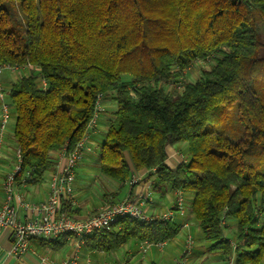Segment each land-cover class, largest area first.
<instances>
[{
	"label": "trees",
	"instance_id": "16d2710c",
	"mask_svg": "<svg viewBox=\"0 0 264 264\" xmlns=\"http://www.w3.org/2000/svg\"><path fill=\"white\" fill-rule=\"evenodd\" d=\"M264 0H0V65L30 67L4 89L20 170L38 182L51 154L68 155L89 131L98 97L116 109L99 149L100 173L181 192L210 253L233 264L264 257ZM212 61L183 82L196 61ZM28 67V68H29ZM123 77H128L124 80ZM180 84L181 90L171 89ZM169 88V89H168ZM237 104V143L205 127ZM184 161L168 165V147ZM60 211L72 215L68 202ZM236 228L235 243L225 236ZM180 220L119 218L83 238L89 251L130 241L161 244ZM70 234L44 239L54 250Z\"/></svg>",
	"mask_w": 264,
	"mask_h": 264
},
{
	"label": "crops",
	"instance_id": "0c3cea01",
	"mask_svg": "<svg viewBox=\"0 0 264 264\" xmlns=\"http://www.w3.org/2000/svg\"><path fill=\"white\" fill-rule=\"evenodd\" d=\"M27 69L31 70L28 67ZM0 84L7 89L4 86L5 83L1 81ZM115 109L113 100L108 98L101 100L97 118L84 141L82 157L74 169L72 201L68 202L73 218L82 219L97 212L107 202L113 203L127 198L137 201L142 199V209L150 217L165 213L173 206L174 192L168 188L161 191L154 190L152 186L155 179L154 176H149V172L134 173L140 178L135 185L130 184V179L126 182H118L100 173L99 149ZM13 126L14 119L11 116L0 147V208L4 201L2 188L4 179L6 175L14 171L17 165ZM178 146L174 145L167 149L169 156L167 163L171 167L184 161V157L175 151ZM60 158L61 152L51 154V169L43 173L38 182L29 183L24 178L15 180L14 190L24 202L35 204L47 199L50 178L65 164V159L60 160ZM17 209L20 220L32 216L21 206ZM176 218L180 220L182 226L174 239L156 245L130 241L112 253L89 251L83 242L78 244L72 235L67 244L59 250L50 248L42 238L31 239L25 253L16 257L10 252L12 246L10 231L0 228V264H63L73 258H77L80 264L87 259L90 260V264H181L182 262L184 264H233V259L226 261L221 255L208 252V243L202 238L198 222L190 214L187 204L185 213L176 214L174 219ZM188 236L192 239L190 247L187 246ZM228 239L234 244L232 239ZM260 264H264V257Z\"/></svg>",
	"mask_w": 264,
	"mask_h": 264
},
{
	"label": "built area",
	"instance_id": "2783aa9c",
	"mask_svg": "<svg viewBox=\"0 0 264 264\" xmlns=\"http://www.w3.org/2000/svg\"><path fill=\"white\" fill-rule=\"evenodd\" d=\"M29 67V66H28ZM30 68V67H29ZM5 69L12 71L18 68H11L6 65H0V75ZM175 89L181 90L180 84L172 85ZM101 97L96 102V113L91 120L89 130L94 124L99 111ZM11 120V109L6 100V93L0 84V147L5 137L6 127ZM86 137L80 141L75 149L66 154L61 151V158L65 159V164L56 171L49 181V194L45 201L35 204L26 203L15 190V175L20 170L19 150H16L17 165L12 173L6 175L2 188L4 191V201L0 208V228L8 229L11 233L12 246L11 254L19 257L27 250L28 243L31 239H53L64 234L73 235L78 244H82L83 238L87 235L107 228L112 222L119 218H130L145 222L154 219L170 221L175 215L185 213V201L181 192L175 191V200L172 208L155 216H147L142 209L143 200L124 199L118 202H107L97 212L88 215L82 219L73 218L66 212L60 211L62 202H71L74 187V169L82 157L83 144ZM140 178L133 174L130 177V184L135 185ZM21 206L32 214L23 220L18 217L17 207ZM192 245L191 236L187 237V246ZM186 253V252H185ZM63 264H80L77 258H73ZM83 264H90L87 259ZM181 264H184L183 262Z\"/></svg>",
	"mask_w": 264,
	"mask_h": 264
},
{
	"label": "rangeland",
	"instance_id": "374dc122",
	"mask_svg": "<svg viewBox=\"0 0 264 264\" xmlns=\"http://www.w3.org/2000/svg\"><path fill=\"white\" fill-rule=\"evenodd\" d=\"M258 31L262 34L264 33V24H260L258 26ZM212 64L213 62L210 60L204 62L196 61L192 63V65L185 70V74L182 81L186 83L194 82L201 75V71L203 69H209ZM26 69L27 68H21L15 71L5 69L0 75V82L2 81L3 83H5L4 86L8 89L11 83L15 82L22 76L30 74V70ZM123 79L127 80L128 77H123ZM173 88L174 86H171V89ZM236 107V103H232L229 106L225 107L222 118L217 122L208 123L205 127V130L207 132H211V135L223 134L228 140L233 143L239 142L245 136V132L239 121ZM175 151L177 154H185V146L179 145L175 149ZM224 233L226 237L232 239V241L235 243L236 228L234 225L229 224L228 226H226V230Z\"/></svg>",
	"mask_w": 264,
	"mask_h": 264
}]
</instances>
